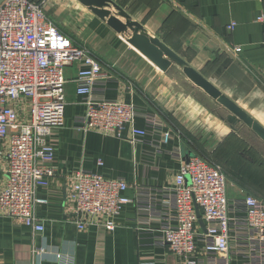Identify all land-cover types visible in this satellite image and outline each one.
I'll use <instances>...</instances> for the list:
<instances>
[{"label":"crops","instance_id":"obj_1","mask_svg":"<svg viewBox=\"0 0 264 264\" xmlns=\"http://www.w3.org/2000/svg\"><path fill=\"white\" fill-rule=\"evenodd\" d=\"M112 1L264 128V26L256 21L261 0ZM44 9L61 32L107 69L110 78L101 81L97 93L107 101L133 103L145 114L157 112L178 137L151 145L82 132L75 124L85 114L75 92L77 68L67 67L63 127L49 138L55 175L48 191L36 193L48 200L35 210L43 232L36 234L0 213V264H183L182 257L158 243L153 220L162 207L147 196L155 194L160 203L165 197L160 191H165L170 199L180 168L176 150L217 166L226 177L230 203H242L246 195L264 202V141L244 127L232 130L221 119L225 111L179 68L161 72L78 1L44 0ZM135 127L146 128L142 119ZM4 145L0 143V153ZM4 168L0 157V191ZM79 169L130 185L122 196L131 202L122 207L114 230L99 218L82 231L73 223L68 187L71 173ZM150 203V211L138 210ZM237 215L244 217L243 212ZM197 260L207 262L208 257L198 250Z\"/></svg>","mask_w":264,"mask_h":264},{"label":"built area","instance_id":"obj_2","mask_svg":"<svg viewBox=\"0 0 264 264\" xmlns=\"http://www.w3.org/2000/svg\"><path fill=\"white\" fill-rule=\"evenodd\" d=\"M256 21L264 26V0ZM72 65L77 68L75 92L85 107L84 116L75 122L79 130L151 145H166L177 136L157 112L145 114L133 103L107 101L96 92L101 81L110 78L107 69L54 25L44 0H5L0 4V143L6 142L0 153L5 162L0 213L36 234L43 232L36 207L48 202L36 193L48 191L55 175L49 138L63 127L65 69ZM137 119L146 128L135 127ZM180 153L173 152L180 168L170 199L168 192L160 191L165 197L157 203L156 195L147 193L162 207L158 220H153L158 243L182 257L183 264H264V202L246 195L242 203H230L222 171L197 154ZM70 180L68 195L77 229L99 218L106 229L114 230L122 207L131 202L122 196L130 185L82 169L73 171ZM153 205L138 210L148 212ZM240 212L244 217H238ZM198 250L207 262L193 261Z\"/></svg>","mask_w":264,"mask_h":264},{"label":"water","instance_id":"obj_3","mask_svg":"<svg viewBox=\"0 0 264 264\" xmlns=\"http://www.w3.org/2000/svg\"><path fill=\"white\" fill-rule=\"evenodd\" d=\"M5 0H0L2 4ZM95 17L103 21L110 29L126 38V42L143 55L161 72H167L172 66L179 68L184 77L200 89L207 97L217 103L224 111L221 118L232 130L246 128L255 137L264 141V128L236 105L229 97L221 93L200 73L191 68L180 56L173 52L157 37L123 11L112 0H76ZM202 225V223H201Z\"/></svg>","mask_w":264,"mask_h":264},{"label":"trees","instance_id":"obj_4","mask_svg":"<svg viewBox=\"0 0 264 264\" xmlns=\"http://www.w3.org/2000/svg\"><path fill=\"white\" fill-rule=\"evenodd\" d=\"M165 119V118H164ZM200 156V155H199ZM200 157H202V156H200ZM203 158V157H202Z\"/></svg>","mask_w":264,"mask_h":264}]
</instances>
